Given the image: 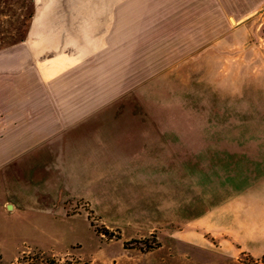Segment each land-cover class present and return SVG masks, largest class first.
Masks as SVG:
<instances>
[{"label":"rangeland","instance_id":"rangeland-1","mask_svg":"<svg viewBox=\"0 0 264 264\" xmlns=\"http://www.w3.org/2000/svg\"><path fill=\"white\" fill-rule=\"evenodd\" d=\"M39 1L0 74L65 129L0 169V264H264V0H54L28 43Z\"/></svg>","mask_w":264,"mask_h":264},{"label":"crops","instance_id":"crops-1","mask_svg":"<svg viewBox=\"0 0 264 264\" xmlns=\"http://www.w3.org/2000/svg\"><path fill=\"white\" fill-rule=\"evenodd\" d=\"M53 2L54 0H50L49 2L47 1L48 4H41V1H39L40 8L34 28L40 25L43 19L42 13L44 12L43 10H45L44 8L51 3L53 4ZM263 6L264 2L259 5L258 8L246 11V14L253 15L262 9ZM221 11L226 14H233L231 10L222 9ZM34 34L32 30L29 32L27 37L28 43L31 40V35ZM35 48L38 47L34 46L33 49ZM61 50H57L55 56L62 57ZM22 78L27 79L22 80V84L18 85L16 84L17 80H14L11 75L3 76L0 74V169H5L9 164L18 159V157L35 149L38 142L43 141L46 143V140H50L51 138L46 139V128L48 126L49 129L56 131L59 129L57 132H54L56 135H58L57 133H59L61 129H65L62 124H60V119L51 118V122L46 123L44 121V115H42V111L39 113L38 107H29V103L27 102L28 97L21 96L23 93L21 91V86L26 90L28 84H30L29 78L32 77L27 73L26 76H22ZM24 95L26 94L24 93ZM19 102L25 103L26 108L19 106ZM56 135H54V138ZM227 236L229 241H231L232 236L230 234Z\"/></svg>","mask_w":264,"mask_h":264},{"label":"flooded vegetation","instance_id":"flooded-vegetation-1","mask_svg":"<svg viewBox=\"0 0 264 264\" xmlns=\"http://www.w3.org/2000/svg\"><path fill=\"white\" fill-rule=\"evenodd\" d=\"M76 1V0H75ZM86 7V5L84 6V8ZM60 18V17H59ZM62 19V18H61ZM57 21H55V22H53V23H56ZM68 25V24H67ZM33 31L34 32V30H35V28L34 29H30V31ZM30 31H28V34H29V32ZM60 36H63V38H64V34L63 35H60ZM27 37H28V35H27ZM63 40H65V39H62V43H64V41ZM63 45V44H62ZM71 46V45H70ZM61 47H63V46H61Z\"/></svg>","mask_w":264,"mask_h":264},{"label":"water","instance_id":"water-1","mask_svg":"<svg viewBox=\"0 0 264 264\" xmlns=\"http://www.w3.org/2000/svg\"><path fill=\"white\" fill-rule=\"evenodd\" d=\"M38 13H39V11H38ZM38 13H37V16H38ZM32 38H34V36H33V35H31V39H32ZM52 51H53V50H52ZM53 52H54V51H53ZM57 58H58V57H57Z\"/></svg>","mask_w":264,"mask_h":264},{"label":"bare ground","instance_id":"bare-ground-1","mask_svg":"<svg viewBox=\"0 0 264 264\" xmlns=\"http://www.w3.org/2000/svg\"><path fill=\"white\" fill-rule=\"evenodd\" d=\"M232 23H236L234 19H231Z\"/></svg>","mask_w":264,"mask_h":264},{"label":"trees","instance_id":"trees-1","mask_svg":"<svg viewBox=\"0 0 264 264\" xmlns=\"http://www.w3.org/2000/svg\"><path fill=\"white\" fill-rule=\"evenodd\" d=\"M262 31H263V34H264V28H263V30H262Z\"/></svg>","mask_w":264,"mask_h":264}]
</instances>
